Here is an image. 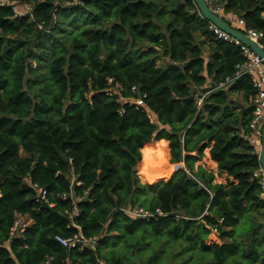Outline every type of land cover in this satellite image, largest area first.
Instances as JSON below:
<instances>
[{
	"label": "trees",
	"instance_id": "obj_1",
	"mask_svg": "<svg viewBox=\"0 0 264 264\" xmlns=\"http://www.w3.org/2000/svg\"><path fill=\"white\" fill-rule=\"evenodd\" d=\"M11 1L31 11L0 7V264H264L255 90L220 86L240 47L192 0ZM206 2L264 44V0ZM149 155L182 167L151 177Z\"/></svg>",
	"mask_w": 264,
	"mask_h": 264
},
{
	"label": "built area",
	"instance_id": "obj_2",
	"mask_svg": "<svg viewBox=\"0 0 264 264\" xmlns=\"http://www.w3.org/2000/svg\"><path fill=\"white\" fill-rule=\"evenodd\" d=\"M10 6L12 11L18 17H25L28 14V8H23V12H19L17 10V6L13 5L11 0H0V7ZM214 14L220 16L224 21H226L230 26H236L239 31L245 34L246 37L251 39L257 46L263 51L264 54V44L262 43L263 35L262 33L256 32L251 29H247L244 27V22L242 19L237 18L236 16L223 14L218 6L211 5L210 7ZM22 13H25L23 16ZM29 15V14H28ZM210 30L216 39L223 40L226 42L233 43L234 46L240 47L242 56L244 58V62L242 65L237 66V72L234 76L233 80H237L242 76H248L250 78L253 89L255 90V95L250 100V106L252 108L251 119L248 124L249 134L246 140L250 142V144L254 145L259 149L261 144V132L264 125V66L262 64V59H260L253 51H251L248 47L240 44L237 40L233 39L223 31L217 29L216 27L210 25ZM226 81L225 84H220V86H224L231 81ZM132 92H135V88L131 89ZM143 98H136L133 101V104L136 107L143 106ZM261 176L260 170L255 173V177ZM263 189L264 184L262 183ZM33 188L37 190L40 195V199L46 202V193L44 190L38 188L36 185H33ZM130 215L137 216L141 215L143 217L149 216V214L144 213L142 211L139 212H129ZM20 228L22 230L23 223L21 219H17L13 225V231L15 229ZM56 240L68 250L73 249L77 246L80 248H85L90 245L91 241L85 240L81 236H74L72 239L63 240L59 237H56Z\"/></svg>",
	"mask_w": 264,
	"mask_h": 264
},
{
	"label": "water",
	"instance_id": "obj_3",
	"mask_svg": "<svg viewBox=\"0 0 264 264\" xmlns=\"http://www.w3.org/2000/svg\"><path fill=\"white\" fill-rule=\"evenodd\" d=\"M192 1L203 20L208 22L210 25L216 27L217 29L223 31L233 39L237 40L240 44L248 47L260 59H262V64L264 66V54L263 51L257 46V44H255L251 39L246 37L245 34H243L241 31L230 26L220 16L214 14L212 9L208 6L206 0H192ZM258 150H259L258 161L260 165V174L264 184V125L261 132V144Z\"/></svg>",
	"mask_w": 264,
	"mask_h": 264
},
{
	"label": "crops",
	"instance_id": "obj_4",
	"mask_svg": "<svg viewBox=\"0 0 264 264\" xmlns=\"http://www.w3.org/2000/svg\"><path fill=\"white\" fill-rule=\"evenodd\" d=\"M229 15H231V14H229ZM231 26H232V25H231ZM232 27L237 28V27L234 26V25H233ZM237 80H238V79H237ZM234 81H236V80H233V81H231L230 83L226 84V85L224 86V89L227 90V87H228L229 85H231ZM238 99H241V96H239ZM247 136H248V135H246V137H244V138H247ZM179 167H182V164H179V165H171V166H168L167 169H168L169 171H171V170L177 169V168H179ZM194 168H195V170L198 169V168H203V169L206 170L207 172H211V173L214 175V179L217 178L219 182H220V181L225 182V179H226V176H225V175H221V176H223V180L218 178V177H221V176H218V175H217V166H216V164H215L214 162H212V161L210 160V158H209V150H205V151H204L203 157L201 158L200 161H198V162L195 164ZM26 225H28V222H23V228H24Z\"/></svg>",
	"mask_w": 264,
	"mask_h": 264
},
{
	"label": "rangeland",
	"instance_id": "obj_5",
	"mask_svg": "<svg viewBox=\"0 0 264 264\" xmlns=\"http://www.w3.org/2000/svg\"><path fill=\"white\" fill-rule=\"evenodd\" d=\"M20 6H22V8H28L29 10H28V14L30 15V11H31V9H30V6H29V4H23V5H20ZM23 11H24V9H23ZM22 11V12H23ZM23 14V16L25 15V13H22ZM27 14V15H28ZM26 15V16H27ZM109 82H110V80H109ZM150 151H156L155 149H150ZM259 151V150H258ZM21 156H24L22 153H21ZM157 159H158V156H154V155H149V166H148V172H149V174H150V176L151 177H158V176H163V175H168V169H167V167H165L162 163H161V161H160V164H158L157 163ZM164 167H163V166ZM219 179H222L223 180V176H221V177H218ZM74 180V178H71V182ZM225 182H226V179H225ZM225 182H223V181H218V179L217 178H215V180H214V183H222V184H225ZM21 222L23 223L24 222V219L23 218H21Z\"/></svg>",
	"mask_w": 264,
	"mask_h": 264
}]
</instances>
